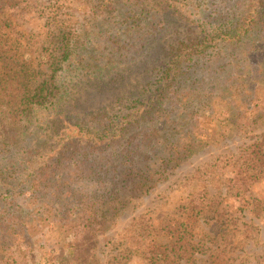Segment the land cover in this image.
<instances>
[{
  "label": "trees",
  "instance_id": "obj_1",
  "mask_svg": "<svg viewBox=\"0 0 264 264\" xmlns=\"http://www.w3.org/2000/svg\"><path fill=\"white\" fill-rule=\"evenodd\" d=\"M115 1L134 9L122 13L125 19L117 22V27H126L123 37L134 23L140 25L143 18L161 14L156 7H147L146 0L104 3ZM172 1L183 0H168ZM244 1L224 8L226 14H218L215 8L196 40L180 41L161 60L163 51L159 77L134 76L129 55L135 53L140 59L142 51H123L111 44L114 48L101 52L103 56L87 47L90 33L79 37L75 27L66 24L48 40L50 75L33 81L31 66L11 51L9 38L0 31V60L7 70L0 77V150L19 139L22 128L34 125L45 133L41 145L28 153L21 183L35 205L32 211L48 213L51 222L65 231L62 240L48 241L53 250L30 240L26 229L32 220L30 212L22 218L9 216V205H16L9 189L6 197L11 199L0 205V264H87L94 257L99 236L137 195L155 185L169 161L177 165L194 146L219 142L229 135L227 130L211 133L209 127L198 130L196 123L188 131L189 143L182 144L169 137H177L181 129L170 131L167 124L172 119L181 126L187 123L183 115L192 101L188 95L197 94L199 84L194 75L191 80L186 77L184 66L196 62L209 48L224 52L228 81L239 90L246 87L248 75L239 61L252 50L264 53V0ZM83 57H89L88 64H83ZM256 74L264 78L261 71ZM79 76L85 83L82 86L75 79ZM107 88L110 94L104 93ZM118 103L124 108L116 112ZM172 103L181 114H174ZM258 105L253 116L239 118L241 129L251 131L264 124V98ZM211 109L216 115L217 109ZM50 113L54 114L51 118Z\"/></svg>",
  "mask_w": 264,
  "mask_h": 264
},
{
  "label": "rangeland",
  "instance_id": "obj_2",
  "mask_svg": "<svg viewBox=\"0 0 264 264\" xmlns=\"http://www.w3.org/2000/svg\"><path fill=\"white\" fill-rule=\"evenodd\" d=\"M235 1L146 0L147 7H156L161 14L143 18L140 25L134 23L123 37L126 27H117V22L125 19L122 13L134 9L117 1L0 0V31L9 38L11 51L31 66L33 81L50 75L48 40L66 24L75 27L79 37L90 33L87 47L103 56L101 52L115 46L142 51L140 59L135 53L129 55L134 76L159 77L160 54L164 51L162 60L180 41L196 40L212 10L218 8L221 15ZM263 54L252 50L239 61L248 75L246 87L240 90L228 81L229 67L219 49L209 48L196 62L184 66L186 77L194 75L198 80L199 91L188 95L192 101L183 115L188 119L185 126L174 119L167 124L170 131L181 129L177 137L169 135L170 141L189 143L188 131L196 123L202 126L198 130L209 127L211 133L227 130L229 135L219 142L194 146L177 165L169 161L167 169L156 176L155 185L137 195L99 236L94 257L87 264H264V124L251 131L238 125L240 117L254 115L264 98V78L256 74L264 73ZM83 61L88 64L89 57ZM6 71L0 60V77ZM75 79L82 86L83 77ZM90 90L98 95L94 87ZM104 93L110 94V88ZM251 98L254 100L249 101ZM120 108L124 107L118 103L113 110ZM211 108L217 109L216 115ZM172 109L174 114L179 112L173 103ZM22 130L16 142L0 150V205L11 199L6 197L10 189L16 205H9V216L22 218L29 211L28 237L53 250L48 241L62 240L65 231L51 222L48 213L32 211L35 205L27 199L29 191L21 183L28 153L41 145L45 133L34 125Z\"/></svg>",
  "mask_w": 264,
  "mask_h": 264
}]
</instances>
